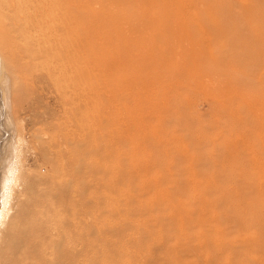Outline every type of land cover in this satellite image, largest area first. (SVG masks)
Listing matches in <instances>:
<instances>
[{
  "label": "rangeland",
  "instance_id": "1",
  "mask_svg": "<svg viewBox=\"0 0 264 264\" xmlns=\"http://www.w3.org/2000/svg\"><path fill=\"white\" fill-rule=\"evenodd\" d=\"M196 1L58 0L63 69L0 49L28 175L0 264H264V0Z\"/></svg>",
  "mask_w": 264,
  "mask_h": 264
},
{
  "label": "bare ground",
  "instance_id": "2",
  "mask_svg": "<svg viewBox=\"0 0 264 264\" xmlns=\"http://www.w3.org/2000/svg\"><path fill=\"white\" fill-rule=\"evenodd\" d=\"M9 1H10L9 8L4 9L5 7L3 8L2 6H0V13L4 12V10H6L5 12L7 13L11 11L10 14H7L8 15L7 18H4L0 15V49H5L7 55H3L4 57L7 56L12 58V59L10 58L11 60L8 61V66L11 68V71L16 70L13 61H16L18 57L23 58L29 64L32 63L33 65H42L41 64L42 61H49L50 62V65L48 64L49 67L48 66L43 67L45 68V70H53L61 67L63 69L64 65L58 64L60 62L59 59L61 57L67 58L68 60H71L74 63L78 60L77 58H75V55L71 54L73 55V57L69 55L70 46L68 44L63 43L60 46L59 43L57 45L56 41L60 39L59 36L62 32L60 30L63 29L66 34L68 33L66 27L69 30H71L66 25L69 22L62 23L59 21V8H58L59 3L57 2L58 0H9ZM175 1L178 2L180 6V8L177 11V16L180 19V21L182 17L186 15L184 9H188L189 7H191L192 4H195L197 2L196 0H162V2L164 3H169V2L172 3ZM240 1L243 4H245L244 7L248 6L247 5L248 3H246L245 0H240ZM193 8H197V7L194 6ZM17 9H19V12H16ZM193 15L195 16L196 13L193 12ZM210 16L213 17L211 14ZM10 23H14V26H10ZM175 31L178 36V39L180 41L185 42L187 48H189L187 52H189L191 56L199 57L200 54L202 55L204 54L202 49L194 48V44L192 43L191 36L189 33H186L183 23H181ZM19 37L20 40H18ZM78 39L80 40L81 38ZM21 40L24 41L23 43L24 45L19 47ZM195 44L197 46V43ZM208 54H210V59H212L213 61L216 60V56L213 55L212 51H209ZM77 57L80 59L82 56H77ZM172 66H173L172 69L173 76L179 79L182 76L184 77L190 74L192 70H194L193 65L185 62L184 64H181L179 68L176 67L178 65H172ZM18 71L21 72L20 70ZM187 80L189 79L187 78ZM232 81H235V79ZM209 86H210L209 90L212 91V93H214L215 95H219V97H221L220 101L216 99L218 101V104H220V109L223 106H225L224 104H226L225 101L227 99L234 98L237 96L235 92L232 90L231 83L225 80L224 81L214 80L209 83ZM0 104H1L0 107V115H1L4 112L3 109L4 105L7 106V102L5 101L2 103L0 98ZM221 111H226V109L223 108ZM228 112L230 114H233V110L229 109L227 113ZM14 133H16L15 139L20 138L19 137L20 134L17 133V129L15 128V125L12 121V117L9 115L7 119L3 117L0 118V136L5 138V143L3 147H2V143H0V259L1 260L2 258H5L7 256L6 250L3 249L4 242L6 243L7 240L10 239V237L13 235V230L19 226V222H18L19 216H17V213L15 214V212L18 211V207L17 205L15 207L11 206V202L13 199L18 197L17 194H19L20 191L24 190L27 184L26 179H28V175L23 171L20 161L16 159L18 158V151L16 146L14 145L15 140L14 139L12 140ZM11 209L13 211H11Z\"/></svg>",
  "mask_w": 264,
  "mask_h": 264
}]
</instances>
